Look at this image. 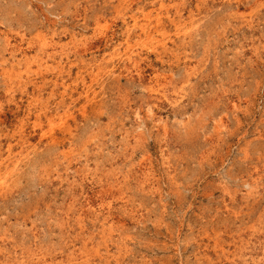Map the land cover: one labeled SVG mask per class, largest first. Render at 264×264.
I'll return each mask as SVG.
<instances>
[{"label": "rangeland", "instance_id": "rangeland-1", "mask_svg": "<svg viewBox=\"0 0 264 264\" xmlns=\"http://www.w3.org/2000/svg\"><path fill=\"white\" fill-rule=\"evenodd\" d=\"M0 61V264H264V0H0Z\"/></svg>", "mask_w": 264, "mask_h": 264}, {"label": "bare ground", "instance_id": "bare-ground-1", "mask_svg": "<svg viewBox=\"0 0 264 264\" xmlns=\"http://www.w3.org/2000/svg\"><path fill=\"white\" fill-rule=\"evenodd\" d=\"M117 8V7H116ZM145 14V13H144ZM146 15V14H145ZM133 21H134V23L132 24V25H135L136 24V18L135 17H133ZM131 25V26H132ZM40 36V35H39ZM37 38H38V36H37ZM41 38V37H40ZM45 38V37H44ZM43 40V39H42ZM41 39H40V41H42ZM45 40V39H44ZM45 42V41H44ZM43 42V43H44ZM46 44V43H45ZM49 44V43H48ZM50 45H52V43L50 44ZM42 49V48H41ZM48 52V51H47ZM10 53H11V51H10ZM13 53V52H12ZM52 54V53H51ZM50 55V54H49ZM53 55V54H52ZM46 56H48V54L46 55ZM39 57H41V56H39ZM15 58V57H14ZM45 58V57H44ZM51 58V57H50ZM53 58V57H52ZM3 60V59H2ZM5 60V59H4ZM3 60V61H4ZM34 60V59H33ZM1 62V61H0ZM49 62V61H48ZM45 65V64H44ZM47 65V64H46ZM51 65V64H50ZM62 65V64H61ZM61 65H60V67H61ZM86 65V64H85ZM84 65V66H85ZM83 66V67H84ZM87 67H89L88 65H86ZM92 66V65H91ZM50 67V66H49ZM52 67V66H51ZM65 67V66H64ZM46 68V67H45ZM78 68H79V66H78ZM37 69H39V68H37ZM51 69V68H50ZM70 69V68H69ZM81 69H82V67H81ZM68 70V69H67ZM86 70H88V69H86ZM46 71V70H45ZM44 71V72H45ZM49 72H50V70H48ZM58 71V70H57ZM6 72V71H5ZM52 72V71H51ZM60 72V71H59ZM68 72V71H67ZM85 72V71H84ZM90 72V71H89ZM8 73H9V71H8ZM79 73H81V71L79 72ZM77 74V73H76ZM86 75H87V73H85ZM92 74V73H91ZM94 74H95V72H94ZM97 74V73H96ZM8 75H10V74H8ZM43 75V74H42ZM47 75V74H46ZM55 75V74H54ZM68 75H70L69 73H68ZM72 75V74H71ZM83 75V74H82ZM82 75H80V76H82ZM11 76V75H10ZM56 76H57V74H56ZM80 76H78L79 77V79H81V81H83L82 80V77L80 78ZM14 77H15V75H14ZM50 77V76H49ZM62 77V76H61ZM64 77H65V75H64ZM74 77V76H73ZM88 78H90V76H87ZM13 78V77H12ZM95 78V77H94ZM15 80V79H14ZM42 80V79H41ZM45 80V79H44ZM53 81H54V79H52ZM78 80V79H77ZM87 80V79H86ZM92 80V79H91ZM48 81V80H47ZM63 81V80H62ZM42 82H44V81H42ZM54 82H57V81H54ZM91 82H93V80L91 81ZM63 83V82H62ZM65 83V82H64ZM63 83V84H64ZM74 83H75V80H74ZM89 83V82H88ZM43 85H44V83H43ZM75 85H77V83L75 84ZM87 85V84H86ZM93 85V84H92ZM92 85H91V88H92ZM66 86V85H65ZM85 86V85H84ZM88 86H89V84H88ZM10 87V86H9ZM86 87V86H85ZM12 88V87H11ZM10 88V89H11ZM62 88H63V86H62ZM71 88V87H70ZM84 88V87H83ZM74 89V88H73ZM87 90L89 89L88 87L86 88ZM83 90V89H82ZM85 90V89H84ZM65 91H66V88H65ZM93 91V90H92ZM62 92H64V91H62ZM62 92H61V94H62ZM91 92V91H90ZM81 93V92H80ZM91 93H93V92H91ZM83 95V94H82ZM90 95V94H89ZM94 95V94H93ZM85 96V95H84ZM92 96V95H91ZM95 96V95H94ZM88 97V96H87ZM93 97V96H92ZM88 99V98H87ZM92 99H95V97L94 98H92ZM89 100V99H88ZM91 101V100H90ZM89 101V102H90ZM87 102V101H86ZM93 103H95V102H93ZM84 108V107H83ZM81 110H83V109H81ZM147 113V112H146ZM48 114H49V112H48ZM50 114H52V113H50ZM49 114V115H50ZM150 114V113H149ZM49 118H51V116H49ZM52 136V135H51ZM54 136V135H53ZM50 139H52V138H50ZM243 154V153H242ZM245 155V154H244ZM250 184V183H249ZM244 185V184H243ZM254 185V184H253ZM251 186H252V184H251ZM250 188V187H249ZM252 188V187H251ZM255 188V187H254ZM255 190V189H254ZM253 190V191H254ZM251 194V193H250ZM67 242V241H66ZM66 244V243H65ZM36 256V255H35ZM31 259V258H30ZM33 260V259H32ZM42 259H40V261H41ZM34 261V260H33ZM36 262V261H35ZM30 264V263H29ZM35 264V263H34ZM56 264V263H55Z\"/></svg>", "mask_w": 264, "mask_h": 264}]
</instances>
